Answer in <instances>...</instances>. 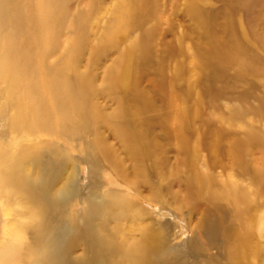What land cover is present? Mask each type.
I'll return each instance as SVG.
<instances>
[{
	"label": "rangeland",
	"instance_id": "rangeland-1",
	"mask_svg": "<svg viewBox=\"0 0 264 264\" xmlns=\"http://www.w3.org/2000/svg\"><path fill=\"white\" fill-rule=\"evenodd\" d=\"M138 9L150 17L144 28L187 34L184 72L167 71L188 93L186 146L158 126L130 142L109 119L129 86L122 61L136 72ZM198 34L184 0H0V264H264V142L240 162L226 154L251 127L264 135V74L225 64L237 93L246 85L234 77L252 80L249 99L211 100L191 57ZM171 39L158 36L153 65L139 67L147 95ZM64 81L81 97L74 103L59 99ZM246 106L232 121L228 108ZM207 123L228 137L221 151L203 142Z\"/></svg>",
	"mask_w": 264,
	"mask_h": 264
},
{
	"label": "bare ground",
	"instance_id": "bare-ground-1",
	"mask_svg": "<svg viewBox=\"0 0 264 264\" xmlns=\"http://www.w3.org/2000/svg\"><path fill=\"white\" fill-rule=\"evenodd\" d=\"M184 1L186 4V16L193 22L197 33H199L198 42L193 43L191 57L194 58L195 67L199 69L201 80L207 83L202 88L203 95L207 94L211 100L226 97L233 101L236 99L244 102L248 101L250 91L247 88L252 85V80L243 76L240 77V75L234 77L235 79L238 77L237 80L246 85L244 91L237 93L229 85V79H232V77H229L224 65H238L242 69L245 68L244 70H253L259 74H264V61L258 56L264 55V0H219L224 5L221 10L216 12L205 8L199 3L209 4L210 0ZM137 15L138 21L132 29L133 31H138V39L132 46L133 60H131L134 63L136 72L132 76V70L130 73V63L126 64L124 60L122 61V67L127 69L124 74L121 73L122 77L120 78L122 79V83L129 86L126 87L127 94H123L124 96L120 97L115 96L117 99V111L109 119L110 121L113 120L112 126L115 132H118L122 138L130 142H137L141 139L139 137L140 134L151 132L155 126H158L167 134H176L181 145L186 146L188 126L183 121V116L187 113L186 110L188 112L190 110L187 100L188 93L187 90L183 92L181 89H175L174 85L177 84V78L168 79L167 71L171 67H174L177 74L180 75L184 72V61L180 59L181 57L183 59L187 57V53L183 48V42L187 38V34L177 35L178 33H175L171 25L168 28L171 32L169 33L167 30L160 29L161 24L158 22L152 28L146 29L144 25L150 17L139 13V9ZM141 15L144 17H141ZM219 17L223 19V24L220 30H216V21ZM259 26L262 27V30L257 32L255 28ZM190 32L192 33V28H190ZM167 35H171L172 39L165 43L163 48L160 65L157 68L158 76L155 79H149L151 95L148 94V99L146 97L148 96L147 91L141 89V77L138 70L139 67H150L153 65L151 51H153L155 40L158 36L165 37ZM263 76H259L256 81L258 80L257 83L264 86ZM213 82H219L224 91L210 93ZM182 83L178 81L177 85H182ZM62 84L65 86L66 92L64 96L59 97L60 100L74 103L77 97L81 98L71 90L66 81ZM129 95L131 96L130 99L132 98V106L134 108L131 119L124 117L122 111V107L127 102ZM173 100L178 102V107L173 112L178 117L179 122V126L175 129L169 128L166 123L167 118L172 114L169 108L173 106ZM155 101L161 103L163 109L161 112L157 110ZM250 110H253L251 106H248L246 109L231 107L228 108V113L232 115L231 120L236 121L241 117L242 112L249 113L248 111ZM117 117L120 120L114 122V118ZM216 129L212 127L211 123H207L203 142L212 147V150L221 151L220 145L228 137L222 131ZM248 132V141L240 139L237 136L233 142L229 141L231 148L234 147V150L231 152L226 150L227 156L231 154L234 160L236 159L240 162V159H244L245 152H247V150H243L245 148L249 149L250 144L263 146V134H258L257 129L252 127ZM9 179L7 177L4 178L5 182Z\"/></svg>",
	"mask_w": 264,
	"mask_h": 264
}]
</instances>
